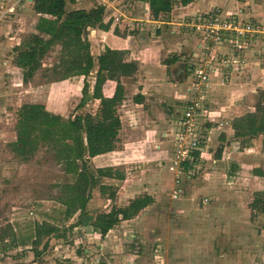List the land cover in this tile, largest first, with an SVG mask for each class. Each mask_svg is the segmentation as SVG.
<instances>
[{
	"label": "rangeland",
	"instance_id": "374dc122",
	"mask_svg": "<svg viewBox=\"0 0 264 264\" xmlns=\"http://www.w3.org/2000/svg\"><path fill=\"white\" fill-rule=\"evenodd\" d=\"M129 1L134 0L124 3ZM204 2L210 10L227 11L226 5L243 13L255 10L260 4V13L264 16V0H192L191 3ZM139 5L141 17L143 7ZM208 6L201 9L207 10ZM70 8L67 4V11ZM172 9L175 14L185 10L180 0H172ZM21 10L24 13L19 8L14 14H20ZM10 19L4 17L2 21H7L6 24ZM29 22V17L18 16L6 28L7 32L3 30L0 35V264H194L196 260L200 264H215L219 259H225V264H264V214L250 208L254 194L261 190L257 181L251 179L253 168L264 167V136L238 137L233 127L247 113L255 109L264 111V84L257 85V80L264 82V76L248 73L228 88H218L215 92L214 109H221L219 120L229 124L211 133L209 148H203V157L197 161L193 174L183 178L177 199L171 197L174 183L168 162L161 161L157 155L158 141L153 143L146 137L150 122L132 115L130 125L127 119L129 111L139 115L132 98L142 86L134 84L131 78L125 79V95L129 101L117 108V115L125 117L122 119L125 130L117 137L113 151L97 156L87 152L93 170L111 167L122 173L124 179H103L116 191L113 203L100 196L98 188L94 189L86 207L88 215L80 226L70 228L77 220V213L61 221L63 207L59 198L63 186L71 179L56 163L52 151L40 147L32 157L23 160L11 150L16 139L17 111L23 104H41L66 121L76 115L95 114L98 102L90 101L77 108L83 77L61 79L59 45L38 55L39 66L32 74L27 76L17 67L18 52L39 50L27 45L33 34ZM156 25L136 20L128 28L143 37L146 30L159 31ZM176 29L188 34L178 26ZM14 34L19 37L20 45L6 37ZM174 35L175 32L171 34ZM257 59L264 68V53ZM94 74L95 69L87 78L90 86ZM172 108L182 111L183 106L177 104ZM162 130L156 135L160 141ZM83 136L86 139L88 134ZM220 148L221 158L217 159ZM159 156L162 157L161 152ZM225 163L229 165L225 167ZM143 195L151 196L153 202L134 218L120 222L104 238L93 232L90 223L96 213L107 212L112 205L123 208ZM204 198L209 200L205 204ZM43 221L59 226L63 237L44 238L33 247L34 225ZM12 238L17 246L6 250Z\"/></svg>",
	"mask_w": 264,
	"mask_h": 264
},
{
	"label": "trees",
	"instance_id": "16d2710c",
	"mask_svg": "<svg viewBox=\"0 0 264 264\" xmlns=\"http://www.w3.org/2000/svg\"><path fill=\"white\" fill-rule=\"evenodd\" d=\"M140 1L148 4L153 19L168 14L172 9V0ZM74 2L75 0H32L33 11L39 15L35 26L38 35L32 34L27 41L35 50H39L18 52L15 63L28 76L39 66L38 55L55 44L59 45L63 65L61 79L83 77L81 99L77 108L97 100L98 109L95 114L76 115L65 121L61 116L48 112L41 104H23L17 111L14 127L16 139L11 144V150L23 160L32 157L40 147L49 148L56 163L62 167L63 173L70 176L71 180L63 186L59 198V203L63 207L61 221H67L77 213V220L70 228L80 226L88 215L86 207L94 189L98 188L100 196L106 197L113 203L116 191L111 185L105 184L103 179L118 181L124 179L122 173L111 167L93 170L87 152L97 156L114 150L121 128L117 107L124 100L121 78L131 77L137 71L136 64L123 61V52L109 48H105L97 57V66H95L87 34L89 29L108 30L109 24L103 22L105 6L96 4L88 10L67 11V4ZM180 2L185 6L191 0H180ZM96 67L94 82L90 86L87 78ZM108 80L116 82L111 97L102 94V87ZM135 100L139 101L137 98ZM233 127L238 137L252 139L259 135L264 136V111L258 112L255 109L254 112L247 113L239 118ZM85 133L88 134L86 139L83 136ZM262 151L264 152V139ZM221 153L220 148L216 154L217 159L221 157ZM198 156L199 152H196L195 158L197 159ZM183 166L184 171L190 169L187 163ZM252 173L264 180L263 169L254 168ZM152 202L151 196L143 195L131 200L123 208L112 205L109 211L96 213L90 226L93 232L104 238L120 222L134 218ZM250 208L252 211L264 214V186L262 191L254 194ZM33 230L31 242L33 247L38 246L44 238L63 237L59 226L45 221L36 223ZM10 242L11 245L6 246V250L17 246L14 238ZM38 255L39 253H36V256Z\"/></svg>",
	"mask_w": 264,
	"mask_h": 264
},
{
	"label": "crops",
	"instance_id": "0c3cea01",
	"mask_svg": "<svg viewBox=\"0 0 264 264\" xmlns=\"http://www.w3.org/2000/svg\"><path fill=\"white\" fill-rule=\"evenodd\" d=\"M22 1L23 0H0V22H3L2 25L0 24V35L4 33L3 30L5 31V33L7 32L6 28L13 25L16 22L18 16L29 17L31 33L38 35V32L35 30V26L39 15L33 11L32 0ZM94 2H96L97 4H103L105 6V16L103 22L104 24H109V28L107 31L100 29H89V32L87 34V39L90 42V53L94 59V64L95 66H97V57L105 50V48L123 52V61L125 63L136 64L137 71L133 76L121 78L123 88L126 87V84L123 81L129 78L132 79V82H134V84L138 83V85L142 86L140 89H137L132 98V105L138 108L137 110L139 112V115H134L129 111L127 112V119L129 120L130 125L133 116L134 118H146L147 122H150L149 128L146 130V137L148 138V141H153V143H156V141H158V143L155 144V147L158 149L157 155L161 161H165L163 156H159V153L162 149L170 146V142L165 139L164 134L172 131L175 128L176 123L180 117L181 111H173L172 107L177 104H180L184 107L187 101L188 84L186 80L187 77L185 73V66H189L188 57L196 45V41L194 40V38H192L188 34H183L181 31H177L176 28L181 22L187 21L191 17L199 13L209 11L210 6H208L205 2L198 5L193 4L191 3V0L190 3L184 6V11L175 14L174 10L171 9L168 14L161 15L158 19H153L151 17L148 4L145 1L140 0L129 1V3L131 2L130 4L128 3L129 5L127 3H124L125 0H115L111 2L107 0H75L74 3L69 4L71 8L68 10H88L94 7ZM139 4L142 5L143 16L147 17V19H143V16L139 17ZM80 6H84L85 8ZM204 6H208L207 8L209 9L202 10L201 8H204ZM256 6L257 8L255 10H246L248 12H244L243 16L246 19H251L258 23L264 24V16L262 15V13H260L262 10L260 4ZM224 7L228 8V10L224 12H236L235 10H230V8L226 5ZM19 8L23 9L24 13L21 10L20 14H14V12L19 11ZM4 17L11 18L9 20L11 22L8 21V23L4 24L5 22H7L5 20L2 21ZM115 18H118L119 20L115 21ZM22 20L23 19L21 18L20 21ZM136 20H143L150 24H156V22L161 23L160 29L159 31L155 32H152L151 30L150 32H148V30H146L147 32L143 37L140 35L137 36L133 32H131L132 30L130 28H128L131 21ZM174 32L176 33V35L171 36V34ZM6 37L9 41H16L15 44L20 45L19 37H16L15 34L12 36L7 35ZM27 45L32 46L29 43ZM260 53H264V41L258 42L255 48L247 53L249 64L245 70L240 73L233 74L232 77L226 80L224 84H219L218 80L215 79L208 106L216 116L221 115V109H214L216 103L215 92H217L218 88H228L227 86H231L236 79L246 76V74L248 73H251L253 75L255 73H260L264 76V68H261L260 62L257 59ZM96 69L97 67L95 68V71ZM257 81V85L259 86L264 84L262 80ZM115 87V81H106L102 87V94L105 97H111L115 91ZM125 89L124 100L122 101V103L129 101L127 100L128 96L125 95ZM152 91L154 93H150ZM251 94H255V91H253V93L251 92ZM136 98L139 100L138 102L135 100ZM95 101L98 102L97 100ZM118 117L121 122V128L118 134L120 138V134H122V132L125 130L124 121L122 120L125 117L119 115ZM211 126L213 128V131H218V129H215L214 125ZM161 129H163L162 131H160V135L163 138L162 141H160V139H158L156 136L158 131ZM211 135L209 142L205 146V150L209 148L208 144L212 142ZM227 164L225 163L223 165L228 166L229 164ZM260 169L264 170V167ZM251 180L257 181L258 187L261 189L256 192H260L263 190L264 180L261 177L253 175ZM112 230H110L109 232H111ZM175 230L176 232L179 231L178 228H175ZM224 260L225 259H219L214 263L225 264L226 260L225 262ZM199 262L200 261L196 260L194 264H200ZM201 264H204V262H202Z\"/></svg>",
	"mask_w": 264,
	"mask_h": 264
},
{
	"label": "built area",
	"instance_id": "2783aa9c",
	"mask_svg": "<svg viewBox=\"0 0 264 264\" xmlns=\"http://www.w3.org/2000/svg\"><path fill=\"white\" fill-rule=\"evenodd\" d=\"M156 24L159 29L161 23ZM178 27L194 38L196 45L188 57L189 66H185L188 98L175 128L164 134L170 146L161 150L173 175V199L181 194L183 178L193 174L197 161L202 159L203 148L213 131L211 125L221 129L229 124L220 121L221 116H216L208 106L215 79L224 84L233 74L245 70L249 64L247 53L264 41V24L244 18L241 10L228 13L215 8L181 22ZM185 163L190 166L188 171H184ZM208 201L203 200L204 204Z\"/></svg>",
	"mask_w": 264,
	"mask_h": 264
}]
</instances>
